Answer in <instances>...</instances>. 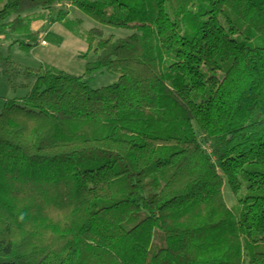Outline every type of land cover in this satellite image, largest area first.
I'll list each match as a JSON object with an SVG mask.
<instances>
[{"label": "trees", "instance_id": "1", "mask_svg": "<svg viewBox=\"0 0 264 264\" xmlns=\"http://www.w3.org/2000/svg\"><path fill=\"white\" fill-rule=\"evenodd\" d=\"M36 10L94 58L75 76L0 49L28 88L0 109V264H264V0H0V40Z\"/></svg>", "mask_w": 264, "mask_h": 264}, {"label": "rangeland", "instance_id": "2", "mask_svg": "<svg viewBox=\"0 0 264 264\" xmlns=\"http://www.w3.org/2000/svg\"><path fill=\"white\" fill-rule=\"evenodd\" d=\"M68 9L69 14L67 15L70 21L75 25L76 21L79 20V28L82 30L98 27L105 34H113L115 37H122L131 33L127 29L101 24L76 7L69 6ZM42 13V10H36V13L32 15L34 16L31 23L32 31L29 33H11L9 31L5 33L3 39L0 40V49L3 54L23 66L36 68L40 64H47L48 66L51 65L75 74V76L83 74L86 60L94 58L92 53H89L87 59L81 56L86 52L88 46L85 38L65 28L63 24L53 22L46 12L41 15ZM15 40L31 44V46L22 48L17 42H14ZM43 40L47 44H43L41 42ZM116 78L117 75L114 72L107 70L96 71L91 75L84 76V80L93 88L113 83ZM27 92L28 88L26 86H20L16 89L12 88L7 81V75L2 73L0 77V109L3 107L5 100L10 98H15L23 104L22 98ZM105 157L106 154L103 153L87 154L79 158V160L77 159V166L79 168L96 167L105 160ZM243 186H245V182ZM223 194L228 206L237 203V196L232 194L227 185L224 186ZM123 225L129 228L131 223H124ZM159 244V241H154V247H158Z\"/></svg>", "mask_w": 264, "mask_h": 264}, {"label": "built area", "instance_id": "3", "mask_svg": "<svg viewBox=\"0 0 264 264\" xmlns=\"http://www.w3.org/2000/svg\"><path fill=\"white\" fill-rule=\"evenodd\" d=\"M43 44H47V42H45L44 40L43 41H41Z\"/></svg>", "mask_w": 264, "mask_h": 264}]
</instances>
